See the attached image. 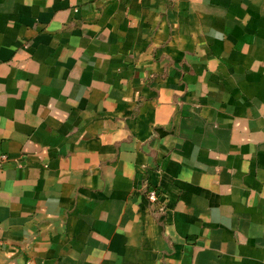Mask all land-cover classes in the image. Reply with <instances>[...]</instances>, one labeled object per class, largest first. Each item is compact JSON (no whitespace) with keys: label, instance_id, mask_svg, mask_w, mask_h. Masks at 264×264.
<instances>
[{"label":"crops","instance_id":"crops-1","mask_svg":"<svg viewBox=\"0 0 264 264\" xmlns=\"http://www.w3.org/2000/svg\"><path fill=\"white\" fill-rule=\"evenodd\" d=\"M3 154L0 264H264V0H0Z\"/></svg>","mask_w":264,"mask_h":264},{"label":"built area","instance_id":"built-area-1","mask_svg":"<svg viewBox=\"0 0 264 264\" xmlns=\"http://www.w3.org/2000/svg\"><path fill=\"white\" fill-rule=\"evenodd\" d=\"M7 160V156L5 154H3L1 156V159H0V166L2 165V163ZM147 198L149 199V201L151 203H161V199L159 197V193L158 191L151 187L150 189L147 190ZM1 243V242H0Z\"/></svg>","mask_w":264,"mask_h":264}]
</instances>
